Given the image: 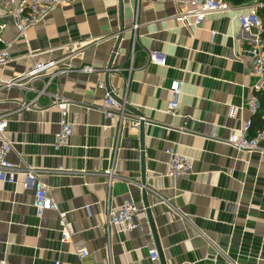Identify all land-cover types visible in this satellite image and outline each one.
<instances>
[{
    "label": "crops",
    "instance_id": "crops-1",
    "mask_svg": "<svg viewBox=\"0 0 264 264\" xmlns=\"http://www.w3.org/2000/svg\"><path fill=\"white\" fill-rule=\"evenodd\" d=\"M252 5L231 4L197 26H182L171 1L75 0L37 22L29 44L15 41L0 80L50 60L103 70L0 85V115L9 119L3 137L13 142L9 157L21 170L35 168L58 204L39 217L31 189L0 181V259L75 264L85 249L84 264H264V140L256 152L226 141L249 120L254 134L264 126V88L259 113L249 110L258 81L249 53L256 30L243 28L238 17ZM6 21L2 36L14 40L13 22ZM72 46L78 49L70 53ZM151 51L164 53L167 66L150 63ZM175 79L183 81V92L171 115ZM99 80L149 122L132 130L119 118L107 119L99 109L105 99ZM46 85L31 107L23 106ZM55 94L71 100L73 126L70 145L58 148ZM170 146L193 161V173L168 175ZM126 200L140 208L139 229L107 225V211ZM62 212L71 234L65 243Z\"/></svg>",
    "mask_w": 264,
    "mask_h": 264
},
{
    "label": "built area",
    "instance_id": "built-area-1",
    "mask_svg": "<svg viewBox=\"0 0 264 264\" xmlns=\"http://www.w3.org/2000/svg\"><path fill=\"white\" fill-rule=\"evenodd\" d=\"M4 6V12H0V66L6 65L12 58L11 48L15 41L24 40L29 44V32L31 28L39 21L43 20L55 7L70 4L75 0H0ZM174 2L178 11L176 20L182 26H197L206 20L208 16L228 12L231 10V3L226 0H150ZM264 6V2L256 1L252 7L246 12L240 14L239 20L242 27L251 30L255 29V40L253 46L249 49V53L255 58V74L258 78L257 83L253 86L254 93L249 100V110L253 115L259 113L261 109V99L259 92L264 88V39L262 38L263 21L259 15V8ZM9 18L16 30V38L14 40H6L2 36V31L7 27L6 19ZM78 49L72 46L70 53ZM134 51V50H133ZM148 61L158 66H167V56L159 51H151L148 54ZM102 68H97L90 64H84L79 67L67 66L61 67L59 61L50 60L49 62H37L34 66L25 73L11 78L9 80H0L1 86H11L19 83L20 79L40 78L49 75L51 77L61 75L67 72H82V73H99ZM108 70V68H107ZM183 81L175 79L170 87L172 98L167 105V112L171 115H176L179 108V101L182 95ZM40 90L35 99L29 102H23L26 108L31 107L40 95L44 94L45 89ZM98 88L105 92V99L100 106V111L107 119L119 118L120 121L127 122L132 130L139 129L143 124L149 122L148 118L142 114L132 113L127 109L126 98L119 97L116 92L111 89L104 80L98 81ZM57 106L60 110V128L55 134L53 146L55 148L61 146H69L71 136L73 134V126L69 119V106L71 100L55 94L54 100L51 103ZM8 114L0 115V181L21 185L26 189H31L34 192L33 206L37 216L41 217L46 210L58 209V204L51 193L47 183L41 179L38 171L35 168L21 170L9 157L13 150V142L3 137L8 127ZM253 121L249 120L244 125L232 128L226 141L239 151L256 152L263 150L260 146L261 140H264V126L257 131L256 134H251ZM169 154V162L167 173L169 176L177 177L193 173V161L179 153L175 146L167 148ZM140 208L132 200H126L118 209L110 208L107 211V225H123L126 230H134L141 228L139 223ZM60 226L63 243L68 242L71 234L67 228V214L60 213ZM149 254L152 261L160 260V254L155 246L149 248ZM80 257L79 262L75 264H84L83 260L87 257V250L78 252ZM0 264H8L6 259H0ZM52 264H61L59 260ZM233 264H237L233 262Z\"/></svg>",
    "mask_w": 264,
    "mask_h": 264
},
{
    "label": "trees",
    "instance_id": "trees-1",
    "mask_svg": "<svg viewBox=\"0 0 264 264\" xmlns=\"http://www.w3.org/2000/svg\"><path fill=\"white\" fill-rule=\"evenodd\" d=\"M228 1L229 3L231 4H234V5H239V4H243V3H255L256 1H262L264 2V0H226ZM259 15L260 17L262 18V21H263V32H262V38L264 39V6L259 8ZM261 98H264L263 96H261ZM253 126L255 127V124L253 122ZM252 127V129L254 128ZM256 128V127H255ZM251 134L253 135L254 133H252L251 131ZM256 134V133H255Z\"/></svg>",
    "mask_w": 264,
    "mask_h": 264
}]
</instances>
